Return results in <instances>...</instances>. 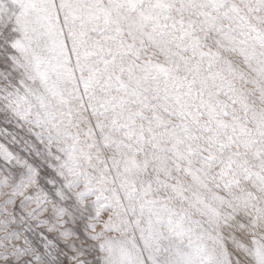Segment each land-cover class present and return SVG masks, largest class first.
I'll return each instance as SVG.
<instances>
[{
	"label": "snow or ice",
	"instance_id": "snow-or-ice-1",
	"mask_svg": "<svg viewBox=\"0 0 264 264\" xmlns=\"http://www.w3.org/2000/svg\"><path fill=\"white\" fill-rule=\"evenodd\" d=\"M0 264H264V0H0Z\"/></svg>",
	"mask_w": 264,
	"mask_h": 264
}]
</instances>
